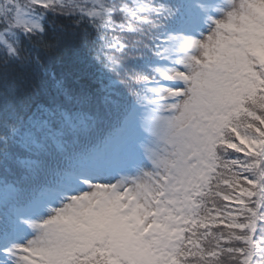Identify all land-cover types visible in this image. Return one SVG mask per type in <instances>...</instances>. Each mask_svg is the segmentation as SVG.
I'll list each match as a JSON object with an SVG mask.
<instances>
[{
	"label": "snow or ice",
	"instance_id": "snow-or-ice-1",
	"mask_svg": "<svg viewBox=\"0 0 264 264\" xmlns=\"http://www.w3.org/2000/svg\"><path fill=\"white\" fill-rule=\"evenodd\" d=\"M0 264H264V0H0Z\"/></svg>",
	"mask_w": 264,
	"mask_h": 264
},
{
	"label": "trees",
	"instance_id": "trees-1",
	"mask_svg": "<svg viewBox=\"0 0 264 264\" xmlns=\"http://www.w3.org/2000/svg\"><path fill=\"white\" fill-rule=\"evenodd\" d=\"M44 23L50 29L54 27L58 28V26L62 24L65 25L67 28L73 27L71 21L68 18L61 17L55 13H52L51 11L46 14Z\"/></svg>",
	"mask_w": 264,
	"mask_h": 264
}]
</instances>
